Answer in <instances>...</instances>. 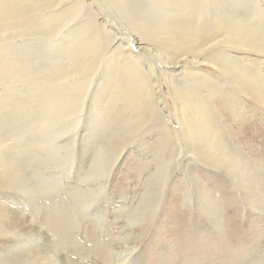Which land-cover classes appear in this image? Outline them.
<instances>
[{"label":"rangeland","instance_id":"1","mask_svg":"<svg viewBox=\"0 0 264 264\" xmlns=\"http://www.w3.org/2000/svg\"><path fill=\"white\" fill-rule=\"evenodd\" d=\"M171 4L184 19L204 4L220 22L254 24L256 49L207 16L197 45L160 39L149 29ZM114 34L137 37L141 60L168 70L171 89L157 77L167 111ZM234 68L250 72L245 85ZM64 86L73 113L43 123L50 91ZM260 92L264 0H0V264H264ZM167 112L179 143L157 117ZM222 142L243 168L209 164Z\"/></svg>","mask_w":264,"mask_h":264},{"label":"bare ground","instance_id":"2","mask_svg":"<svg viewBox=\"0 0 264 264\" xmlns=\"http://www.w3.org/2000/svg\"><path fill=\"white\" fill-rule=\"evenodd\" d=\"M169 2H167L166 4H168ZM171 3L173 4V2H171ZM174 4H176V3H174ZM204 4L201 5L200 10L196 14L194 13L195 15L190 13L191 14L190 18H192V15H193L192 19H190V18L189 19L188 18H185V19L181 18V17H185V16H181V13H182V12H180L181 9L176 8V6L174 8L173 5H172V7H169L167 9L165 7H162L161 11L163 13H165V15L163 13H161V14H163L161 16L162 18L160 17L159 18L160 20H158V21L156 19L157 22L156 23L154 22L155 23L154 25H156V27L153 26L151 29H149V32L151 34L157 35L160 39L162 38V40H163V38L164 39H169L170 42H174L175 40H177V39H175V36L178 39L181 38V37H185V38H187L189 40L195 39V40H192V42L193 41L197 42L198 40H196L197 39L196 36L203 30L204 26L206 25V24L203 23L204 19L202 20L200 17L207 16L209 18V20H210V23H208L209 25H207V26H213V27H215V29H218L219 26H221V24L224 23L223 26L225 25V27L228 30H230L235 36H238V37H241L242 39H244L243 43H245V46L249 45L248 49H256V47H255V45H256V41L255 40L256 39L251 36V34H252L251 29L255 28V27H253L254 24H253V26L252 25L243 26V25L238 24L239 22L234 24L237 19L234 20V21L230 20V19L221 20L222 22H220L219 14L216 13V11H213V13H209L210 10H212L211 6H208V5L207 6H203ZM163 5H164V3H163ZM214 5L215 4H213V6ZM182 11H183V13L185 15L187 14L186 12H184V10H182ZM205 12H207L209 14H206ZM146 16H149V15H146ZM186 16H189V14H187ZM197 16H200V17L197 18ZM194 17H196V18H194ZM138 19H139V16H138ZM205 20H207V19H205ZM205 20H204V22H206ZM144 22H148V20L145 18ZM240 22H242V21H240ZM151 24H152V22H151ZM242 24H245V23H242ZM226 33H228V32H226ZM116 36L117 35L114 34V37L111 38L110 44H111V42L116 40ZM136 38L134 36H132L133 40H130L129 42H126L123 38H120V39L117 38L116 41H119V42H117V46H118L117 49L120 50V52L123 53L126 58H129V57L131 58V60L133 62L132 66H133L135 71L141 72V73L145 72L147 74V76L149 77V79H151V82H152V85L149 86L147 88V91H146L148 96L150 97L151 103L153 102L155 106L159 105L161 110L167 111V108H166L167 106H166V104L164 102L165 100H163V97L161 95L162 87L160 86L157 77H158L159 71L162 70L161 71V75L164 76L165 85H166L167 88L171 89V80L169 79V75L167 73L168 70H166L165 67L162 68L160 63H158L155 59H153V63H155L157 65V67H158L157 70H154L152 68V64H151L152 61L150 59L141 60V57L138 55V52L136 53V49L139 48V46L141 45V41H140V39H138V38L136 39ZM196 42L194 43L195 45H197ZM200 42H201V40H200ZM212 43H213V41H212ZM110 44H109V46L107 48L104 49V53L108 57H111L113 55L114 51H115V49H113ZM207 45H209V43L206 44L205 46H207ZM193 47H194V45H193ZM92 49L94 50V48H92ZM198 50H200V49H198ZM202 51H203V49H202ZM202 51H200V52H202ZM91 54L92 55L89 57V59L85 61V66L82 67V68L85 69V67H89L90 64L95 61L94 51L91 52ZM228 60H229V58H228ZM168 62H170V61H168ZM192 64L195 67H197V65L200 64V61H198V60L197 61H193ZM212 64L214 65V62ZM231 65H233V64H231ZM233 73H234L235 77L237 79H239V82H242V80H244V78H247V80H248V77L250 76V72L249 71H245V69L244 70H239V69L234 68ZM207 74L209 75L210 73H207ZM250 81L252 82V80H250ZM30 82H31V80H30ZM176 83H178L176 85L182 90V92L186 89L185 88L186 86H185L184 83H182L180 81H177ZM253 83H254V81H253ZM242 84L245 85V83H243V82H242ZM44 89H46V88H44ZM71 90H72V87H70V86H64L61 89V91H60V89L52 88V90L50 91L51 94H55V92H56V93H58V95L55 96L54 98H52L51 100L48 99L47 102H45L44 109H47L49 114H44V113L40 114V115L43 116V118H42L43 119V123L51 121L53 119V117L51 116L52 113H56L57 114V112H60L62 114H66V115L73 113V108L75 106L73 107L72 104H71V100H72V97H73V96H71ZM75 90H78V86H76ZM192 91L193 92H189V93L191 95H193L192 102H193V106H194L195 105L194 102L196 101V99H198V97L200 95L197 94L194 90H192ZM254 95L256 96V98L258 100L264 101V92H260V95H258V93H255ZM83 98H84V96H83ZM83 98L80 96L79 100L82 102ZM73 99H74V97H73ZM162 103H163V105H161ZM77 109H78V107H77ZM201 109L204 110V106L201 105ZM205 112H203V116L204 117H205V114L207 113V112L206 113ZM82 117H83L82 110H80V108H79V113L77 115H75L74 118H75V120H79ZM157 117L160 120H162V126H168L169 127L170 133L175 137V141H177L179 143L180 139H179V137L177 135V131L173 127H171V125L168 124V123L172 122V118H171L170 112L169 113L167 112V113H164V114L158 113ZM180 122H181V125L183 126V132H184V135H185L184 137L188 138L189 137V131L187 129V126L183 123V121L181 119H180ZM211 140H212V145L216 144L217 147L220 146L221 143L218 144L216 142L217 139L216 140L211 139ZM228 142H224V143L222 142V147H223L225 153L222 150L219 151L220 149L218 151H215V150H217L216 148L212 147V149H211V147H209V151H208L209 153L207 155L209 156V162H211L209 164H211V166H214L215 168L221 167V168H223L225 170H226V168H230V170H236L235 168H237L239 165L242 166V159H241L240 154L238 152H236L234 149H233L234 151L230 150L228 148V146H229ZM228 160H230V161H228ZM238 168L241 169V168H243V166L242 167H238ZM158 198H160V195H158L156 197V199H158ZM51 227L53 228V230H55V231L57 230V226L55 224H51Z\"/></svg>","mask_w":264,"mask_h":264}]
</instances>
